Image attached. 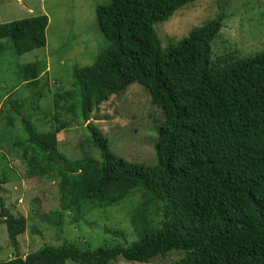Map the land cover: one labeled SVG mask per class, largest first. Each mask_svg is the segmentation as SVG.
I'll return each mask as SVG.
<instances>
[{
	"label": "trees",
	"instance_id": "obj_1",
	"mask_svg": "<svg viewBox=\"0 0 264 264\" xmlns=\"http://www.w3.org/2000/svg\"><path fill=\"white\" fill-rule=\"evenodd\" d=\"M197 1L110 0L99 6L97 23L109 45L92 66L75 68L72 87L51 96V111L41 103L34 110L30 105L42 97L33 94L41 82L48 88L42 79L47 64L20 70L29 95L0 109L5 110L0 187L19 178L8 167L4 150L9 148L22 152L24 176L57 179L64 213L83 203L118 205L139 193L143 205L133 221L140 238L97 248L65 240L25 255L19 238L28 230L27 218L16 216L0 198V224L16 249L0 264H115L119 259L156 264L171 253H183L172 264H264V51L213 58L222 14L163 48L155 25ZM48 27L46 15L2 24L0 41L9 40L22 55L47 45ZM132 84L144 87L163 114L152 165L117 157L91 121L101 104ZM77 120L87 123L90 147L97 158L100 153L101 163L87 155L70 160L59 154L58 136ZM114 234L126 239L123 232Z\"/></svg>",
	"mask_w": 264,
	"mask_h": 264
},
{
	"label": "rangeland",
	"instance_id": "obj_2",
	"mask_svg": "<svg viewBox=\"0 0 264 264\" xmlns=\"http://www.w3.org/2000/svg\"><path fill=\"white\" fill-rule=\"evenodd\" d=\"M108 3L110 0H0V25L41 15L49 18L44 48L18 55L9 40L0 41V97L4 95L0 109L9 108L11 99H24L29 95L25 85L20 84V70L42 62L47 64L48 76L45 74L42 79L46 78L48 88L41 82L33 94L42 97L30 105L34 110L41 103L43 110L51 111V96L72 87L75 68L92 66L108 47L96 18V9ZM220 14L225 15V20L211 44L213 58L225 54L246 58L264 51V0H198L176 11L169 20L156 24L155 30L162 47L166 48ZM5 110L0 111V117ZM160 119H163L162 111L152 104L149 92L132 84L101 104L93 112L91 121L107 137L109 148L117 157L152 165L156 163V130ZM86 125L77 120L63 131L58 136V152L70 160L87 155L86 159L95 157V161L101 163L100 153L97 158L90 147ZM4 153L9 169L19 178L0 187V198L5 199L6 206L16 216L27 218L28 230L19 238L22 254L36 252L44 244L58 246L65 240L91 248L139 240L133 221L143 205L139 193L131 194L118 205L96 208L83 203L75 212L64 213L57 179L53 176L28 178L24 176L28 167L23 162L22 152L6 148ZM32 210L37 214L31 215ZM149 210L152 218L155 208ZM58 219L60 224L56 225ZM31 226L37 227L40 233H32ZM115 232L125 233L126 239ZM15 253L6 226L0 224V261L12 259ZM182 256L183 253H171L168 257H159L156 264H172ZM115 264L139 263L119 259Z\"/></svg>",
	"mask_w": 264,
	"mask_h": 264
}]
</instances>
